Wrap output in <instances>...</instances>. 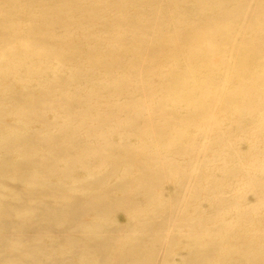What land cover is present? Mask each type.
<instances>
[{"label":"bare ground","instance_id":"6f19581e","mask_svg":"<svg viewBox=\"0 0 264 264\" xmlns=\"http://www.w3.org/2000/svg\"><path fill=\"white\" fill-rule=\"evenodd\" d=\"M0 264H264V0H0Z\"/></svg>","mask_w":264,"mask_h":264}]
</instances>
